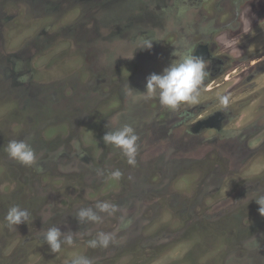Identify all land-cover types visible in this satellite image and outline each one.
<instances>
[{
  "label": "rangeland",
  "instance_id": "1",
  "mask_svg": "<svg viewBox=\"0 0 264 264\" xmlns=\"http://www.w3.org/2000/svg\"><path fill=\"white\" fill-rule=\"evenodd\" d=\"M202 45L225 62L217 78L205 63L197 104L171 110L127 95V85L144 93L147 77ZM218 111L229 112L225 129L191 134ZM114 117L139 137L135 166L103 142ZM14 139L31 144L35 164L8 156ZM261 195L264 0H0V264L78 255L94 264H264ZM101 201L123 211L77 221L79 208ZM14 205L31 216L11 231ZM52 225L86 234L52 253L37 236ZM97 231L116 242L89 247Z\"/></svg>",
  "mask_w": 264,
  "mask_h": 264
},
{
  "label": "clouds",
  "instance_id": "2",
  "mask_svg": "<svg viewBox=\"0 0 264 264\" xmlns=\"http://www.w3.org/2000/svg\"><path fill=\"white\" fill-rule=\"evenodd\" d=\"M150 43L144 49H150ZM168 67L163 69L162 73H153L146 79L145 92L139 93L129 88L127 85V95L132 97L133 101L143 99H158L159 103L171 110L178 109L182 104H197L200 97V88L206 76L209 74L205 69V61L193 55V52L182 53L176 56ZM221 105L227 106L228 97L222 96L219 100ZM139 137L135 129L129 125H120L118 117L113 118V127L103 136V142L112 145L121 151L131 166L136 164L138 153ZM8 156L22 165L32 166L35 164L37 156L31 144L27 140H10L5 147ZM112 178L119 180L122 172L117 169L111 172ZM259 206V214L264 216V195L254 200ZM123 210L119 205L107 201H101L95 204V207H81L76 212V219L79 223L100 224L105 215L115 216ZM30 212L14 205L6 213L5 220L7 227L11 231H16V226L27 224L30 220ZM52 216L51 211L41 213V221L47 222ZM122 218V217H121ZM86 233H73L71 231L61 232L60 227L52 225L46 230L38 231L39 241L46 243L52 253H58L62 247L72 246L77 237L82 238ZM90 234V233H89ZM116 242L115 232L97 231L95 237L88 240L89 247L108 248L110 244ZM71 264H94V261L86 256L78 255L71 260Z\"/></svg>",
  "mask_w": 264,
  "mask_h": 264
},
{
  "label": "flooded vegetation",
  "instance_id": "3",
  "mask_svg": "<svg viewBox=\"0 0 264 264\" xmlns=\"http://www.w3.org/2000/svg\"><path fill=\"white\" fill-rule=\"evenodd\" d=\"M203 47H206V49H203ZM198 49H199V51L197 52L196 57L201 58L202 54H205V55L207 54L209 58H208V60L205 61V63H209V71L211 72L210 75H212L213 77L215 75V77L217 78L218 76H216V75L219 73V70L223 67L225 60H222V59L217 58L214 55H212V53L210 52L209 47L207 45H205V46L202 45V46L196 47V50L193 53V55L196 54V51ZM227 112L228 111H218V112H215V113L209 115L206 118H203L201 120L196 121V122H199V121L207 120L216 114H218V117H219V123H217V118L212 119L211 124H210L212 126V128H205V129L201 130L199 134H202L206 131H208V132L214 131L216 133H220L223 129H225L226 122L230 120L226 116V114L228 115V113H229V112L228 113ZM214 125H216V126H214ZM189 130H190L191 134H193L195 137L199 135L198 133H197V135L192 133L191 128Z\"/></svg>",
  "mask_w": 264,
  "mask_h": 264
},
{
  "label": "water",
  "instance_id": "4",
  "mask_svg": "<svg viewBox=\"0 0 264 264\" xmlns=\"http://www.w3.org/2000/svg\"><path fill=\"white\" fill-rule=\"evenodd\" d=\"M203 49H206V47H203ZM199 51V49L196 51V54L194 56L197 55V52ZM204 61L208 60V55L206 54H202V57H201ZM214 118H217V123H219V117H218V114L214 115L213 117H210L209 119L207 120H204V121H199L197 122L194 127L191 128V131L192 133L194 134H197L199 133L201 130L205 129V128H212V126L210 125L211 124V121L212 119ZM216 126V125H214Z\"/></svg>",
  "mask_w": 264,
  "mask_h": 264
}]
</instances>
